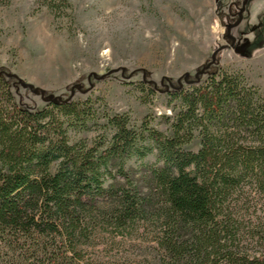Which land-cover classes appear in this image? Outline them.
Wrapping results in <instances>:
<instances>
[{"label": "trees", "instance_id": "1", "mask_svg": "<svg viewBox=\"0 0 264 264\" xmlns=\"http://www.w3.org/2000/svg\"><path fill=\"white\" fill-rule=\"evenodd\" d=\"M165 93L170 134L92 98L23 108L0 73V264H264V96L212 64Z\"/></svg>", "mask_w": 264, "mask_h": 264}, {"label": "rangeland", "instance_id": "2", "mask_svg": "<svg viewBox=\"0 0 264 264\" xmlns=\"http://www.w3.org/2000/svg\"><path fill=\"white\" fill-rule=\"evenodd\" d=\"M211 64L243 72L264 96V0H0V73L29 110L92 98L169 133L165 92ZM107 254L124 264L149 251L120 244Z\"/></svg>", "mask_w": 264, "mask_h": 264}]
</instances>
